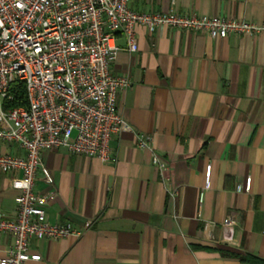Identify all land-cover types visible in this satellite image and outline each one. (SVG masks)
Returning a JSON list of instances; mask_svg holds the SVG:
<instances>
[{"label":"crops","instance_id":"0c3cea01","mask_svg":"<svg viewBox=\"0 0 264 264\" xmlns=\"http://www.w3.org/2000/svg\"><path fill=\"white\" fill-rule=\"evenodd\" d=\"M138 13L171 10L256 24L253 35L213 39L167 26L135 28L138 50L119 47L110 69L127 77L117 111L130 131L112 137V160L42 153L55 191L50 224L80 236L32 243L31 264H250L264 259V0H130ZM151 138L150 148L138 145ZM152 151L166 163L152 162ZM24 156L0 140V155ZM212 166L211 187L205 175ZM0 170V214L16 216L19 191ZM251 178L250 189L239 191ZM236 227L224 229L229 218ZM12 238L0 233V259Z\"/></svg>","mask_w":264,"mask_h":264},{"label":"built area","instance_id":"2783aa9c","mask_svg":"<svg viewBox=\"0 0 264 264\" xmlns=\"http://www.w3.org/2000/svg\"><path fill=\"white\" fill-rule=\"evenodd\" d=\"M138 25L202 32L213 39L261 30L252 22L173 10L146 15L134 11L130 0H0V140L24 152L22 157L0 155V170L12 176L11 185L20 192L15 218L0 214V233L12 238L0 264L38 263L42 258L31 253L32 243L80 236L71 225L47 221L46 209L57 193L35 192L38 173L53 184L42 153L63 148L111 162L112 137L130 131L117 102L131 83L114 76L110 67L120 50L118 35L128 51L137 52ZM19 86L26 90L27 107H13ZM150 143V137H139V147L152 149ZM152 162L160 172L167 169L155 151ZM211 172L210 165L205 189L211 187ZM245 185L238 190L248 192L251 178ZM235 225L231 217L223 227L231 233Z\"/></svg>","mask_w":264,"mask_h":264},{"label":"trees","instance_id":"16d2710c","mask_svg":"<svg viewBox=\"0 0 264 264\" xmlns=\"http://www.w3.org/2000/svg\"><path fill=\"white\" fill-rule=\"evenodd\" d=\"M20 106H24V107L28 106L26 90L22 86H19L16 95V100L13 104V107H20ZM243 260L248 261L250 264H264V259L253 257L251 255H248L247 257L243 258Z\"/></svg>","mask_w":264,"mask_h":264}]
</instances>
